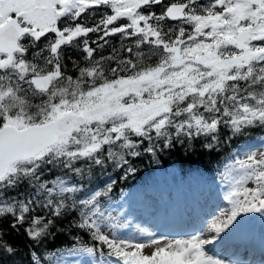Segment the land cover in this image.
<instances>
[{"label":"snow or ice","instance_id":"obj_1","mask_svg":"<svg viewBox=\"0 0 264 264\" xmlns=\"http://www.w3.org/2000/svg\"><path fill=\"white\" fill-rule=\"evenodd\" d=\"M185 140L237 145L214 215L113 199ZM21 229L27 264H264V0H0V264Z\"/></svg>","mask_w":264,"mask_h":264},{"label":"trees","instance_id":"obj_2","mask_svg":"<svg viewBox=\"0 0 264 264\" xmlns=\"http://www.w3.org/2000/svg\"><path fill=\"white\" fill-rule=\"evenodd\" d=\"M155 10L159 11V9ZM92 23V21H89V26H91ZM90 37L91 39H95L96 34H90ZM110 39L112 40L113 45H118V36ZM104 54H107V51H105ZM68 66L71 68V63H69ZM222 131L224 134H227V130ZM235 146H237L235 143L226 145L218 154L214 152L212 155H209L205 150H202L201 140H196L191 147L189 146V142L185 140L183 145L177 143L175 147L170 150L158 151V162L157 160H153L150 155L145 154L141 158L135 159L134 166L137 167L138 171L136 174L130 175L127 180L119 181L118 177L121 173L119 171L113 173V178L118 180L116 188L112 194L113 198L117 197L119 191L123 188L130 187L136 183H144L148 179H153L157 169L166 168L169 164H174L179 167L184 176L193 172L197 177L206 180L220 178L218 173L224 170V165L228 163V153L232 151ZM107 171L112 173L113 168L110 166ZM95 174L98 180H104L106 182V178L100 176L99 168L95 170ZM69 219H71V217H69ZM67 223L68 220H65L64 224L66 225ZM3 230L5 232L8 231L6 223L3 225ZM52 231L55 232L56 229L53 228ZM5 238L10 243L19 247L17 256L12 258L16 261V264H27V257L25 254L28 252L26 245L29 243V240L23 235V230L21 229V234L19 235L11 233L6 235ZM67 240V236L57 234L54 241L46 240L45 243H47L48 247L51 249L62 243H66Z\"/></svg>","mask_w":264,"mask_h":264},{"label":"rangeland","instance_id":"obj_3","mask_svg":"<svg viewBox=\"0 0 264 264\" xmlns=\"http://www.w3.org/2000/svg\"><path fill=\"white\" fill-rule=\"evenodd\" d=\"M172 168L174 169V171L176 170L174 167H172ZM183 185L196 186L197 188H200V189H202V186H203V188L209 189L208 192L211 193V195H214L215 191L217 190L216 187H215L216 185H220L222 187L221 183H219V182H215V183H211V184H208V183L202 184V183L196 182L193 178H190L189 180L185 181L183 183ZM248 186L252 187L253 185L251 183H249ZM156 189H157L156 191L159 192V188H156ZM172 190H173V188L171 187L170 183H168L167 186H166V189H164V192H163V196H166L167 200L166 199H164V200L171 201V198L168 199V197H172L173 196V191ZM130 192H133V191L127 190V191H125V194H129ZM137 193L139 195L145 196L147 198H151V199H154V200H159V198L152 196L151 189L140 190V191H137ZM224 206H225L224 204H221V207H224ZM175 238H177V237H175ZM151 251H152L151 248H146L145 249V252L147 254H150Z\"/></svg>","mask_w":264,"mask_h":264},{"label":"bare ground","instance_id":"obj_4","mask_svg":"<svg viewBox=\"0 0 264 264\" xmlns=\"http://www.w3.org/2000/svg\"><path fill=\"white\" fill-rule=\"evenodd\" d=\"M170 171H174L173 168H170ZM185 192L183 193L185 196H182L183 197V200H185L186 198H189L190 195H193V196H196L198 191L195 190V188L193 186L191 187H188L187 189L184 190ZM130 194L135 197V198H140L137 196V190L133 191V192H130ZM200 198V197H198ZM199 201L202 203V204H208V205H211L210 202H207V200L204 198L202 200L199 199ZM195 234V232L193 233Z\"/></svg>","mask_w":264,"mask_h":264}]
</instances>
